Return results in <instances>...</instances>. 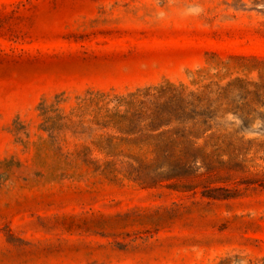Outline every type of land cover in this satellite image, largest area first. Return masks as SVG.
I'll list each match as a JSON object with an SVG mask.
<instances>
[{
    "label": "rangeland",
    "instance_id": "rangeland-1",
    "mask_svg": "<svg viewBox=\"0 0 264 264\" xmlns=\"http://www.w3.org/2000/svg\"><path fill=\"white\" fill-rule=\"evenodd\" d=\"M252 55L264 0H0V264H264V149L145 186L58 164L39 126L57 94L257 79Z\"/></svg>",
    "mask_w": 264,
    "mask_h": 264
},
{
    "label": "trees",
    "instance_id": "trees-1",
    "mask_svg": "<svg viewBox=\"0 0 264 264\" xmlns=\"http://www.w3.org/2000/svg\"><path fill=\"white\" fill-rule=\"evenodd\" d=\"M252 57L259 65L248 70L257 69V79H223L228 71L199 69L188 82L165 80L123 93L89 89L74 98L57 94L39 105L47 148L58 164L145 186L195 175L200 164L207 173L218 163L245 160L253 146L264 149V138L246 137L264 135V57Z\"/></svg>",
    "mask_w": 264,
    "mask_h": 264
}]
</instances>
